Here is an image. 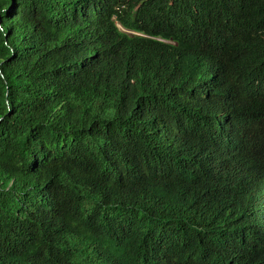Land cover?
Here are the masks:
<instances>
[{"label": "trees", "instance_id": "1", "mask_svg": "<svg viewBox=\"0 0 264 264\" xmlns=\"http://www.w3.org/2000/svg\"><path fill=\"white\" fill-rule=\"evenodd\" d=\"M0 264H264V0H0Z\"/></svg>", "mask_w": 264, "mask_h": 264}]
</instances>
